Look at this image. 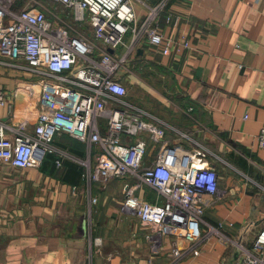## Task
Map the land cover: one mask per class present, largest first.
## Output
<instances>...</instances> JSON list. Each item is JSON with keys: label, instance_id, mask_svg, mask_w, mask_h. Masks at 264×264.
Wrapping results in <instances>:
<instances>
[{"label": "crops", "instance_id": "1", "mask_svg": "<svg viewBox=\"0 0 264 264\" xmlns=\"http://www.w3.org/2000/svg\"><path fill=\"white\" fill-rule=\"evenodd\" d=\"M157 1L131 0L139 21ZM48 3L49 19H64L52 9L60 4ZM168 11L180 16L177 25L166 22L165 13L157 20L164 36L177 41L170 55L147 40L133 47L132 32L110 51L126 58L119 70L126 85L138 79L141 92L165 96L160 99L165 106L154 113L127 95L147 121L163 130L159 141L150 131L140 134L148 142L146 161L164 142L201 148L219 174V192L210 200L206 223L221 224L231 239L251 246L264 227V150L258 143L264 126V0H173ZM152 79L156 83H147ZM38 80L0 54V88L11 105L0 106V120L33 131L40 107L38 93L34 96L40 91ZM69 138L62 143L86 156V146ZM83 172V166L70 162L57 168L52 157L33 168L0 161V264H167L170 239H161L155 252L147 238L152 229L136 214L104 213L98 219H105L106 226L98 227L84 211L89 199ZM138 194L150 202L165 201L147 186ZM132 223L139 226L131 228ZM235 257V248L214 236L184 264H233Z\"/></svg>", "mask_w": 264, "mask_h": 264}, {"label": "built area", "instance_id": "2", "mask_svg": "<svg viewBox=\"0 0 264 264\" xmlns=\"http://www.w3.org/2000/svg\"><path fill=\"white\" fill-rule=\"evenodd\" d=\"M17 1L0 0V54L11 66L25 68L39 79L40 91L34 96L38 93L40 107L33 131L0 120V161L18 168L36 167L48 155L57 168L73 161L84 168L91 205L98 202L91 193L95 182L134 176L137 182L127 186L122 211L152 227L147 238L155 252L161 239H170L167 264L197 257L214 236L235 248L233 264H264V227L248 246L227 236L221 224L206 223L210 200L219 192V174L201 148L164 142L153 160L146 161L148 142L140 134L150 131L159 141L163 130L127 99L128 88L119 73L126 58L115 57L110 49H117L132 32L133 47L147 40L170 55L177 41L164 36L157 20L165 13L166 22L179 23L180 16L168 11L173 0H158L142 21L131 0H50L71 11L76 21H87L99 44L70 33L61 18L50 20L40 0H23L25 6L14 11ZM6 105L11 108L0 88V106ZM62 135L83 143L86 156L59 143L56 136ZM258 143L264 150V126ZM144 186L165 201L143 199L138 191Z\"/></svg>", "mask_w": 264, "mask_h": 264}, {"label": "rangeland", "instance_id": "3", "mask_svg": "<svg viewBox=\"0 0 264 264\" xmlns=\"http://www.w3.org/2000/svg\"><path fill=\"white\" fill-rule=\"evenodd\" d=\"M50 2H51L50 4H52V1H50ZM40 3H42L43 5L49 4L48 0H40ZM24 6H25V1L18 0L14 4L13 10L18 11V10L22 9ZM52 9L55 12H57V14L61 13V16L64 17V19H63L65 22L64 26L70 33H72V34H78V33L83 34L88 38H92L96 44L100 43V40L95 38L93 31L89 28L87 22L76 21L73 18V16H71L70 11L61 5L57 6L56 8L54 6ZM129 63H131V62H129ZM137 65L138 64L136 63V66ZM135 69H138V67ZM138 73H139V71H137V74ZM147 83L151 84V83H156V82H155V79H152V81L151 80L147 81ZM127 88H128V97H130L132 101H134L135 103L147 108L148 110H150L154 113H158V110L165 106L162 102H160L165 98L163 92L162 93H159L158 91H156V92H147L146 91L145 93L141 92L140 89H142V88L139 87L138 79H135V80L131 79L130 81H128L127 82ZM164 93L166 94V96L168 93L169 97H170V95H172V93L170 91H167ZM160 99H162V100H160ZM148 138H149V136H148ZM56 139L61 144H63L62 142L65 143V142H68V140H70L68 135H65L63 138H58L56 136ZM153 144L154 143L150 144V147L151 148L153 147L154 149H156L157 146H155ZM122 180H125V181H122ZM136 182H137V179L134 176H127V177L125 176V177H121V178H113V179H111L105 183H103V182L94 183L95 186L93 185V187H95L94 188L95 193H96L95 195L98 198V202H97V204L95 203L92 205L90 203L89 204L84 203V211L89 213V214H92V218H96L95 223L98 222V227H100V226L102 227V225H104V227H105L106 224H103L105 222V219L103 221L98 219L99 215H103L104 213L106 214L108 212L116 213V212L122 211V203H123L125 196H126L127 186L134 184ZM106 196H107V198H106ZM88 199H89V195H88ZM113 223H114V226H116L117 220H115ZM109 224L111 226V223H109ZM138 226L139 225H134L132 223L131 228L138 227ZM148 227L150 229H152L151 226L148 225ZM231 248H233V246H231Z\"/></svg>", "mask_w": 264, "mask_h": 264}, {"label": "trees", "instance_id": "4", "mask_svg": "<svg viewBox=\"0 0 264 264\" xmlns=\"http://www.w3.org/2000/svg\"><path fill=\"white\" fill-rule=\"evenodd\" d=\"M65 145H66V146H69V145H67V144H65ZM69 147H70V149H71L72 151H74V152H76V153H78V154L82 153V152L78 151V150L75 148V146H73V145H70ZM79 152H80V153H79ZM80 155H81V154H80ZM47 157H48V158H49V157H52V158H53L52 155H48ZM47 157H46V158H47ZM46 158H45V159H46ZM53 161H54V159H53ZM69 162H70V163H73V164L75 163V162H73V161H66L65 164H66V163H69ZM65 164H64V165H65ZM75 164H77V163H75ZM64 165H63V166H64ZM77 165H78V164H77Z\"/></svg>", "mask_w": 264, "mask_h": 264}, {"label": "water", "instance_id": "5", "mask_svg": "<svg viewBox=\"0 0 264 264\" xmlns=\"http://www.w3.org/2000/svg\"><path fill=\"white\" fill-rule=\"evenodd\" d=\"M110 51L112 52V51H113V49H110Z\"/></svg>", "mask_w": 264, "mask_h": 264}, {"label": "bare ground", "instance_id": "6", "mask_svg": "<svg viewBox=\"0 0 264 264\" xmlns=\"http://www.w3.org/2000/svg\"><path fill=\"white\" fill-rule=\"evenodd\" d=\"M100 242V241H99Z\"/></svg>", "mask_w": 264, "mask_h": 264}]
</instances>
